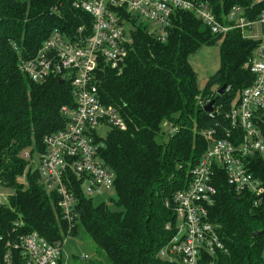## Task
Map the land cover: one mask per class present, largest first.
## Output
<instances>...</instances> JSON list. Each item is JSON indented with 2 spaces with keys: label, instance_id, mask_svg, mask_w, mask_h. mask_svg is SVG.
<instances>
[{
  "label": "trees",
  "instance_id": "obj_1",
  "mask_svg": "<svg viewBox=\"0 0 264 264\" xmlns=\"http://www.w3.org/2000/svg\"><path fill=\"white\" fill-rule=\"evenodd\" d=\"M203 1L218 17L234 6L250 18L264 12V0ZM74 2L0 0V190L12 191L8 206H0V225L10 229L23 223L24 233L36 231L51 243L64 240L69 226L38 174H28L27 187L22 182L24 154L32 145V154L43 151L44 137L64 127L60 109L72 105L74 96L68 80L32 81L19 60L34 56L55 29L70 37L83 24L90 29L92 17ZM134 25L125 61L101 75L102 100L118 110L127 128H111L101 139L102 158L116 175L113 206L77 193L79 217L71 236L82 231L98 251L82 264H175L159 256L177 232L173 196L188 185L209 148L206 133L214 129L216 137L225 135L226 113L254 81L249 61L259 41L239 29L214 34L188 11L173 15L163 42L147 25ZM218 42L219 69L201 89L190 57ZM223 85L226 91L219 94ZM213 99V111H205ZM250 170L264 184V156H254ZM216 186L208 213L219 225L225 250L203 253L201 264H264V205L256 208L252 194L237 193L224 174L216 176Z\"/></svg>",
  "mask_w": 264,
  "mask_h": 264
},
{
  "label": "built area",
  "instance_id": "obj_2",
  "mask_svg": "<svg viewBox=\"0 0 264 264\" xmlns=\"http://www.w3.org/2000/svg\"><path fill=\"white\" fill-rule=\"evenodd\" d=\"M74 6L92 17L89 30L83 24L70 37L55 29L34 56L19 60L21 71L32 81L58 77L72 87L74 103L60 109L65 125L44 137L39 166L34 168L30 151L24 154L25 173L38 174L40 184L55 196L68 235L51 243L36 231L24 233L23 223L14 222L10 229L0 225V264H72L70 257H64V247L79 217L78 191L88 199L116 192L115 172L102 158L101 132L127 128L118 110L102 100L101 75L125 61L133 44L134 22L147 25L149 33L163 42L177 11L193 13L214 34L239 29L246 38L259 41L249 61L254 81L226 113L225 135L216 137L214 129L206 133L209 148L193 168L188 185L173 196L177 232L159 256L175 264H201L203 253L225 250L219 225L208 213L217 193L216 176L226 175L239 194L250 192L256 208L264 205V184L250 170L251 159L264 156V12L250 18L243 7L234 6L218 17L203 0H75ZM8 204L9 195L0 190V206Z\"/></svg>",
  "mask_w": 264,
  "mask_h": 264
},
{
  "label": "rangeland",
  "instance_id": "obj_3",
  "mask_svg": "<svg viewBox=\"0 0 264 264\" xmlns=\"http://www.w3.org/2000/svg\"><path fill=\"white\" fill-rule=\"evenodd\" d=\"M130 38V36H128ZM220 42L211 45L204 46L196 54L190 57V63L195 69L198 76V84L201 89L205 87L206 82L212 76L220 66ZM102 136H107L108 131L101 132ZM35 145H32L27 151H32L35 149ZM34 168L39 166V154L35 152L34 154ZM28 173H24L21 178L22 182L27 187L29 185ZM6 194L12 193L10 189L2 190ZM110 197L107 194L98 196L95 198V203L97 204H110ZM97 247L82 231L76 237H70L64 247V257L71 259L72 264H82L85 260L83 259L85 254H88L89 258L96 255ZM76 256V257H72Z\"/></svg>",
  "mask_w": 264,
  "mask_h": 264
},
{
  "label": "water",
  "instance_id": "obj_4",
  "mask_svg": "<svg viewBox=\"0 0 264 264\" xmlns=\"http://www.w3.org/2000/svg\"><path fill=\"white\" fill-rule=\"evenodd\" d=\"M60 81H61V82H64L63 79H61ZM225 91H226V85H223V86L221 87V89L219 90L218 93H219V94H223ZM215 101H216V100L213 99V100H211L209 103H207V104L204 106L205 111H207V112H211V111H213Z\"/></svg>",
  "mask_w": 264,
  "mask_h": 264
}]
</instances>
